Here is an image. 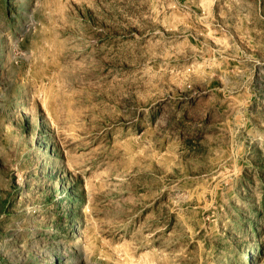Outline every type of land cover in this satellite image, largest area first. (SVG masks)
<instances>
[{
    "label": "rangeland",
    "instance_id": "374dc122",
    "mask_svg": "<svg viewBox=\"0 0 264 264\" xmlns=\"http://www.w3.org/2000/svg\"><path fill=\"white\" fill-rule=\"evenodd\" d=\"M0 264H264V0H0Z\"/></svg>",
    "mask_w": 264,
    "mask_h": 264
}]
</instances>
